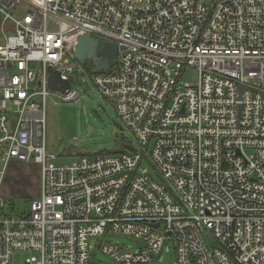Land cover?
I'll return each instance as SVG.
<instances>
[{
  "label": "built area",
  "instance_id": "2783aa9c",
  "mask_svg": "<svg viewBox=\"0 0 264 264\" xmlns=\"http://www.w3.org/2000/svg\"><path fill=\"white\" fill-rule=\"evenodd\" d=\"M83 35L117 44L112 69L77 63ZM50 70L73 77L66 93ZM85 72L137 148L57 166L47 102H77ZM12 163L39 170L18 214ZM171 249L176 264H264V0H0V264H149Z\"/></svg>",
  "mask_w": 264,
  "mask_h": 264
},
{
  "label": "rangeland",
  "instance_id": "374dc122",
  "mask_svg": "<svg viewBox=\"0 0 264 264\" xmlns=\"http://www.w3.org/2000/svg\"><path fill=\"white\" fill-rule=\"evenodd\" d=\"M81 78L85 81L81 82ZM90 74L77 77L73 90L80 93L77 102H62L52 95L46 107V146L48 152L56 157L55 165L66 166L81 156L93 157L106 152L125 151L137 148L132 138L121 132L120 121L114 104L101 98L93 89ZM187 83H195L197 71L188 68L183 74ZM154 180L161 183L153 168L144 163ZM39 191V170L35 165L10 164L4 182L6 209L12 214L26 210L28 202L37 197ZM9 206V207H8ZM104 242H118L127 248L135 249L136 243L123 236L109 234ZM206 243H211L206 240ZM30 252H15L13 264H23L25 259L35 256ZM96 260L110 264V260L97 253ZM149 264H176L172 249L163 250L160 257Z\"/></svg>",
  "mask_w": 264,
  "mask_h": 264
},
{
  "label": "water",
  "instance_id": "95a60500",
  "mask_svg": "<svg viewBox=\"0 0 264 264\" xmlns=\"http://www.w3.org/2000/svg\"><path fill=\"white\" fill-rule=\"evenodd\" d=\"M117 52V44L107 40L93 38L89 35H83L77 40L74 58L86 70H88V67L85 64L91 62L93 66L92 72L102 74L108 72L116 65ZM72 82L73 77L63 81L58 72H52L50 70L48 86L52 93H66L71 88Z\"/></svg>",
  "mask_w": 264,
  "mask_h": 264
},
{
  "label": "trees",
  "instance_id": "16d2710c",
  "mask_svg": "<svg viewBox=\"0 0 264 264\" xmlns=\"http://www.w3.org/2000/svg\"><path fill=\"white\" fill-rule=\"evenodd\" d=\"M85 66L90 68V69H91V67H93L91 62L86 63ZM119 153H121V152L120 151H113V152H106V153H103L101 155H110V154H119Z\"/></svg>",
  "mask_w": 264,
  "mask_h": 264
}]
</instances>
